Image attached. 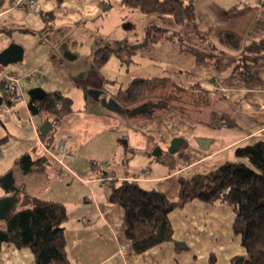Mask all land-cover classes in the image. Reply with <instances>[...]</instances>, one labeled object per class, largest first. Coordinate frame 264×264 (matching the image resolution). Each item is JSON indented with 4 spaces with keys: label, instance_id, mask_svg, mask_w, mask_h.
Wrapping results in <instances>:
<instances>
[{
    "label": "crops",
    "instance_id": "crops-1",
    "mask_svg": "<svg viewBox=\"0 0 264 264\" xmlns=\"http://www.w3.org/2000/svg\"><path fill=\"white\" fill-rule=\"evenodd\" d=\"M192 1L195 18L184 24L166 14L129 9L123 0H12L0 10V52L12 42L23 46L20 59L0 63V79L1 73L16 71L29 90L40 86L46 93L71 99V111L60 121L33 114L25 102L6 100L5 111L21 121L30 113L42 118L35 122L40 140L26 136L19 126L24 136L12 120L0 119L2 149L15 140L20 150L15 163L26 152L34 158L44 156L46 162L27 173L5 168L0 172V195H11L12 180L20 188V198L29 192L64 203L68 217L62 225L74 264H228L231 257L246 253L233 228V208L195 198L170 213L173 240L129 257L132 244L125 235V210L109 199L111 183L124 179L178 198L181 178L238 160L237 146L264 140V58L255 65L253 80L242 84L229 79L230 66L219 73L198 65L194 54L172 41L141 48L128 62L113 54L102 67H95L97 48L119 41L141 42L150 25L180 31L194 41L196 34H204L233 54L224 34L246 39L264 0ZM44 13L52 17L45 21ZM37 68L47 73L46 79L28 78ZM136 76L165 77L197 96L203 88V101L184 100L195 106L197 117L175 110L160 117L127 110L114 94ZM46 121L53 127L43 135L40 127ZM15 131L22 138L17 139ZM64 136H70L68 149L74 157L65 156L62 163L57 145ZM177 137L183 141L170 152ZM33 138L41 149L28 144ZM157 146L160 155L153 154ZM105 176L112 179L101 180ZM0 264H36L35 255L29 247L3 243Z\"/></svg>",
    "mask_w": 264,
    "mask_h": 264
},
{
    "label": "trees",
    "instance_id": "trees-1",
    "mask_svg": "<svg viewBox=\"0 0 264 264\" xmlns=\"http://www.w3.org/2000/svg\"><path fill=\"white\" fill-rule=\"evenodd\" d=\"M11 1L0 0V10ZM123 3L129 9L143 13L169 15L177 24L195 18L192 0H123ZM43 16L48 21L52 13H44ZM45 26L48 29L52 27L49 23ZM196 38L194 41L180 31L150 25L141 42L119 41L115 45L97 48L94 64L97 68L102 67L113 54L128 62L141 48L172 41L178 43L181 50L194 54L198 65L216 69L219 73L230 66L228 77L234 84L249 83L254 78L255 65L264 58V5L253 20L246 39L232 32L224 34V42L232 48L233 54L204 34L198 33ZM227 55L229 61L225 59ZM169 85L173 89L163 92ZM199 89L202 92L199 96L205 98V91ZM175 91L187 92L165 77L136 76L125 87L118 88L114 97L127 110L131 108L129 111L133 112V109L144 116L160 117L173 110L187 115L184 110L176 109L174 101L178 98L174 95ZM35 102L45 120L56 118L60 121L71 111V99L61 94L47 92ZM46 134L49 133H43ZM3 142L4 139H0V152ZM236 155L238 160H227L208 173L181 178L178 198L167 196L155 186L146 187L140 181H113L109 199L125 210V235L132 244L128 256L142 254L158 244L173 240L170 213L176 207L198 198L210 204L230 205L235 211L233 228L241 235L246 253L231 257L228 264H264V140L237 146ZM45 162L44 156L34 158L28 152L16 159L23 173ZM67 217L64 203L24 192L12 206L10 215L0 216V250L3 243L18 248L29 247L35 255L36 264H74L69 258L67 236L62 225Z\"/></svg>",
    "mask_w": 264,
    "mask_h": 264
},
{
    "label": "built area",
    "instance_id": "built-area-1",
    "mask_svg": "<svg viewBox=\"0 0 264 264\" xmlns=\"http://www.w3.org/2000/svg\"><path fill=\"white\" fill-rule=\"evenodd\" d=\"M33 5V3H31ZM1 42V40H0ZM0 79V113L4 112L3 106L6 105V100L14 102H25L28 104V99L26 95V90L23 86V77L16 71H7L1 73ZM29 79H46L47 73L42 68H37L28 75ZM20 127L23 129L26 136L35 135L36 138L40 140V131L36 125L33 114H29L28 117L20 122ZM70 142V136H64L59 139L57 150L61 157V162H63V157L72 156L73 154L69 152L68 146ZM46 148V147H45ZM48 154H53L51 150L46 149ZM112 177H102L101 180L109 181Z\"/></svg>",
    "mask_w": 264,
    "mask_h": 264
},
{
    "label": "rangeland",
    "instance_id": "rangeland-1",
    "mask_svg": "<svg viewBox=\"0 0 264 264\" xmlns=\"http://www.w3.org/2000/svg\"><path fill=\"white\" fill-rule=\"evenodd\" d=\"M4 39H5L4 41L7 40L6 35H4ZM225 59H226V61H229V56L228 57L225 56ZM24 88L26 90V95L29 98L28 92H29V88L30 87L29 86H25ZM172 89L173 88H171V86L169 85L168 87L163 89V92L166 93V92H168V91H170ZM174 95L177 96V98H178L177 101H174L175 107H176L177 110H182V111L184 110V112L187 113V116L191 115L192 118L197 117V113H196L195 108H194L195 106L192 107L191 105H188L187 103H184V100L185 101H190L191 103L196 104L200 100L203 101V98H201L202 96H199L200 99H198L197 96H196V93L193 94V93H190L188 91L187 92H185V91H175ZM15 103H18V102H15ZM183 106H185V108H183ZM3 109H4V112L0 113V116H2L0 118L1 121H3V119L12 120L11 121V125L13 124L14 126H16L18 128L20 126L18 124L21 122L22 119L19 116H12L10 114V112H6L5 111V106H3ZM33 118H34V121L39 124V121H40V119L42 117L40 115H35ZM18 129L22 132V130L20 128H18ZM11 130H13V128H11ZM18 133L16 131L14 133L15 136L17 137V139H19L22 136V135H20ZM23 135H24V133H23ZM28 144L29 145L31 144L33 146L37 145L36 147L38 149H41V147H40L41 145L39 144V141L37 139H35V138H33L31 141H29ZM2 150H3V153L0 154V172H4L6 170L5 168H9V167L20 169L19 166L15 163V159H14L15 156L17 154H19V152H20V150L18 149V145L15 144V140L10 142V144L8 143L6 145V148L3 147ZM17 207L19 208L20 205L18 204Z\"/></svg>",
    "mask_w": 264,
    "mask_h": 264
},
{
    "label": "water",
    "instance_id": "water-1",
    "mask_svg": "<svg viewBox=\"0 0 264 264\" xmlns=\"http://www.w3.org/2000/svg\"><path fill=\"white\" fill-rule=\"evenodd\" d=\"M263 5H264V1H263ZM22 52H23V46L19 43L12 42L9 47H7L6 49L0 52V63H7L12 60H18L22 57ZM28 93H29L28 107L30 111L33 114H39V108L35 101L45 96L46 94L45 89H43L40 86H37L29 90ZM52 127H53L52 122L46 121L40 127V130L41 132H47L48 129ZM182 141L183 139L179 137L173 139L171 146L169 147V151L174 152ZM153 154L160 155L161 147L157 146L154 149ZM8 187L12 191L11 195L0 196V216L1 217L9 216L12 205L19 199L17 194L20 188L16 186L12 180L10 182V185H8Z\"/></svg>",
    "mask_w": 264,
    "mask_h": 264
},
{
    "label": "bare ground",
    "instance_id": "bare-ground-1",
    "mask_svg": "<svg viewBox=\"0 0 264 264\" xmlns=\"http://www.w3.org/2000/svg\"><path fill=\"white\" fill-rule=\"evenodd\" d=\"M25 3V2H24Z\"/></svg>",
    "mask_w": 264,
    "mask_h": 264
}]
</instances>
